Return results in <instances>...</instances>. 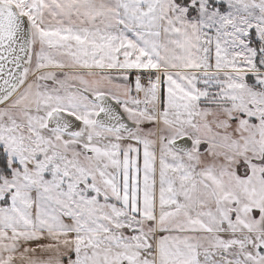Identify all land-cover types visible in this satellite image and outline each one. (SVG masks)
<instances>
[{"label":"snow or ice","instance_id":"1","mask_svg":"<svg viewBox=\"0 0 264 264\" xmlns=\"http://www.w3.org/2000/svg\"><path fill=\"white\" fill-rule=\"evenodd\" d=\"M0 264H264V0H0Z\"/></svg>","mask_w":264,"mask_h":264}]
</instances>
